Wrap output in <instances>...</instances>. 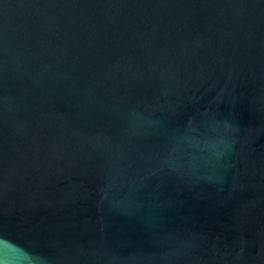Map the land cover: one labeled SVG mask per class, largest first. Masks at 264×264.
<instances>
[{"label": "water", "instance_id": "95a60500", "mask_svg": "<svg viewBox=\"0 0 264 264\" xmlns=\"http://www.w3.org/2000/svg\"><path fill=\"white\" fill-rule=\"evenodd\" d=\"M0 264H264V0H0Z\"/></svg>", "mask_w": 264, "mask_h": 264}]
</instances>
